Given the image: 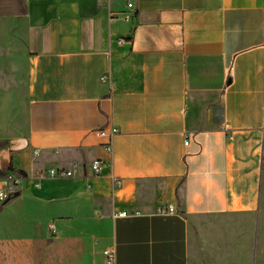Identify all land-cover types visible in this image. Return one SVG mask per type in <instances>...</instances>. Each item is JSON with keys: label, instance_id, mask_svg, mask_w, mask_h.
I'll list each match as a JSON object with an SVG mask.
<instances>
[{"label": "crops", "instance_id": "1", "mask_svg": "<svg viewBox=\"0 0 264 264\" xmlns=\"http://www.w3.org/2000/svg\"><path fill=\"white\" fill-rule=\"evenodd\" d=\"M0 184V264H259L264 0H0Z\"/></svg>", "mask_w": 264, "mask_h": 264}, {"label": "built area", "instance_id": "2", "mask_svg": "<svg viewBox=\"0 0 264 264\" xmlns=\"http://www.w3.org/2000/svg\"><path fill=\"white\" fill-rule=\"evenodd\" d=\"M134 4L131 2L128 4V7L132 9ZM122 18L125 21H130L132 18L131 12H126L123 14ZM113 21L117 20L116 16L112 17ZM119 42H122L119 40ZM106 78L103 76L102 80H105ZM97 134L101 137H104L107 139V142L103 145L104 149L108 152H112L114 148V140L116 135L119 133V129L113 126L101 128L96 131ZM186 144H188V141H186ZM108 163L101 159H96L92 162L91 169L93 171L94 176H100L103 172V170L107 167ZM48 176L53 178H69L76 176L74 172L71 169H65V168H52L48 170L46 173L42 174V176ZM7 182L11 184V186L17 188L21 182L22 177L15 175V174H9L6 178ZM116 184H119V182H116ZM8 190L7 188H4L0 184V209L13 197L15 190ZM176 212V208L172 204L168 205H159L156 209V213L158 215H171ZM121 216L128 215L127 211H122L119 213ZM104 257L106 259L107 264H117V258H116V252L114 249H107L103 252Z\"/></svg>", "mask_w": 264, "mask_h": 264}, {"label": "rangeland", "instance_id": "3", "mask_svg": "<svg viewBox=\"0 0 264 264\" xmlns=\"http://www.w3.org/2000/svg\"><path fill=\"white\" fill-rule=\"evenodd\" d=\"M263 188V204L261 206L262 209V230H261V245H260V249H259V256L257 259V262L259 264H264V186H262Z\"/></svg>", "mask_w": 264, "mask_h": 264}]
</instances>
